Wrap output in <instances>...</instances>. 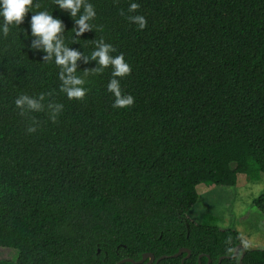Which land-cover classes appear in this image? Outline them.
Wrapping results in <instances>:
<instances>
[{
    "label": "trees",
    "instance_id": "trees-1",
    "mask_svg": "<svg viewBox=\"0 0 264 264\" xmlns=\"http://www.w3.org/2000/svg\"><path fill=\"white\" fill-rule=\"evenodd\" d=\"M88 2L96 15L81 37L54 0L31 10L58 16L65 43L86 56L101 41L123 53L131 71L117 79L134 103L113 107L111 67L93 60L77 61L85 97L68 99L59 67L31 47V13L0 34V248L18 251L0 264H116L145 253L182 264L187 252L172 257L181 248L191 250L184 264H218L242 236L188 213L199 184L236 186L241 173L256 184L264 171V0ZM40 93L42 104L63 105L55 122L14 104ZM253 203L264 215V193ZM243 262L264 264V248L245 246Z\"/></svg>",
    "mask_w": 264,
    "mask_h": 264
},
{
    "label": "clouds",
    "instance_id": "clouds-1",
    "mask_svg": "<svg viewBox=\"0 0 264 264\" xmlns=\"http://www.w3.org/2000/svg\"><path fill=\"white\" fill-rule=\"evenodd\" d=\"M56 9L61 12H67L68 16L73 20L72 30L75 37H81L86 31L92 30V25L86 21L92 20L96 13L93 5L88 0H54ZM34 7L33 0H0V34L7 36L10 26L21 25L25 21L27 13L31 15L27 19V26L30 29V35L35 37L31 47L33 49L42 50L46 53L43 57L45 61H52L60 69L58 77L60 80V91L66 95L68 99H83L87 89L84 87L85 80L80 75H76L77 61L82 60L88 63L90 60L96 62L94 69H103L111 67V77L106 85L107 91L113 97L114 108H127L133 105L134 97L131 94H124L120 89V81L131 71L130 65L125 61L123 53L113 56L111 53L115 51L112 45L97 42L96 47L86 56L77 49L70 48L65 43L63 33L66 31L63 21L58 16L45 9L40 11H32ZM39 7V5H35ZM139 8V4L131 2L128 11L133 12ZM80 12L79 17L77 13ZM129 19L135 23L139 29L146 27V19L142 15H133ZM27 36L29 35L25 29ZM84 75H88V71L84 70ZM46 93H40L36 97L29 95H19L14 104L20 109L21 115L25 112H40L47 110L48 117L55 122L58 115L63 109L60 103L48 102L47 105L41 102L45 100ZM37 122L27 127L28 133L36 131Z\"/></svg>",
    "mask_w": 264,
    "mask_h": 264
},
{
    "label": "rangeland",
    "instance_id": "rangeland-1",
    "mask_svg": "<svg viewBox=\"0 0 264 264\" xmlns=\"http://www.w3.org/2000/svg\"><path fill=\"white\" fill-rule=\"evenodd\" d=\"M197 191L199 201L188 213L194 221L235 229L242 236L244 246L264 248V215L253 203L256 196L264 193V171L256 184L241 173L236 186L202 183L197 186ZM17 257V250L0 248V260Z\"/></svg>",
    "mask_w": 264,
    "mask_h": 264
},
{
    "label": "water",
    "instance_id": "water-1",
    "mask_svg": "<svg viewBox=\"0 0 264 264\" xmlns=\"http://www.w3.org/2000/svg\"><path fill=\"white\" fill-rule=\"evenodd\" d=\"M240 249L242 250V254L240 255V264H244L243 258H244V254H245V246L243 244L238 245L235 248V251H234V253L232 255L220 257L218 264H220L221 261L224 258H226V257H236V256H238ZM184 252H187V256L185 258H187V257H189L191 255V250L190 249L181 248L177 253L173 254L172 257L180 256ZM166 257H168V256H162V257L158 258L156 263H158L161 259L166 258ZM185 258L182 260V264H184ZM146 260H147L146 264H152L154 262V260H155V256L152 253H145L140 260H134L133 258L129 257V258L121 259L116 264H122V263H125V262L144 263ZM199 264H202L201 261H199Z\"/></svg>",
    "mask_w": 264,
    "mask_h": 264
}]
</instances>
